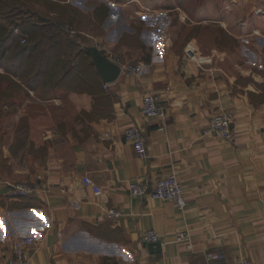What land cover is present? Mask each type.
<instances>
[{"label":"crops","instance_id":"1","mask_svg":"<svg viewBox=\"0 0 264 264\" xmlns=\"http://www.w3.org/2000/svg\"><path fill=\"white\" fill-rule=\"evenodd\" d=\"M12 1L0 7L12 25L0 40V264L23 235L38 238L29 264H217V249L223 264H264V0ZM53 26L60 36L32 28ZM88 47L121 66L108 90ZM148 94L164 117L142 113ZM222 112L231 141L204 134ZM131 127L146 157L126 140ZM173 173L185 209L128 194ZM15 183L39 189L16 197ZM145 230L164 245L144 242ZM181 230L191 251L175 241Z\"/></svg>","mask_w":264,"mask_h":264},{"label":"built area","instance_id":"2","mask_svg":"<svg viewBox=\"0 0 264 264\" xmlns=\"http://www.w3.org/2000/svg\"><path fill=\"white\" fill-rule=\"evenodd\" d=\"M14 34L21 35L19 28L14 30ZM20 41L22 44H26L27 37L21 36ZM127 73H140L141 68L133 65H124L122 68ZM105 89H109V84L104 85ZM142 113L147 117H164L165 113L161 106H159V98L155 94H148L143 99ZM233 114L230 112H222L214 116L208 127L205 129V135H214L222 139L231 141L234 139L233 131ZM125 138L128 142L133 144L136 151L141 157H146V143L143 132L138 127H131L125 132ZM42 179V176H38ZM83 183L92 188L96 196L101 195L102 189L89 177L83 176ZM39 186V185H38ZM39 187L33 186L27 183H15L10 185V191L12 196L26 197L37 192ZM128 194L132 198L137 199H154L162 200L173 203L180 209H185L188 205L187 194L185 188L176 173L170 174L165 177L157 179L153 184L148 181H136L128 183ZM75 207L78 208V203L75 202ZM111 216L119 217L118 211H111ZM141 238L146 243H161L164 245V241L159 237L158 233L154 230H145L142 232ZM37 237L35 235H23L16 238L14 241L13 255L8 260L7 264H29L30 255L27 252V248L37 243ZM175 241L182 243L186 246V249L191 251L193 245L191 242V234L188 230L178 231L175 235ZM208 259L216 262L217 264H223L225 259L224 253L221 249L208 253ZM238 264H250V261L246 258L239 261Z\"/></svg>","mask_w":264,"mask_h":264},{"label":"water","instance_id":"3","mask_svg":"<svg viewBox=\"0 0 264 264\" xmlns=\"http://www.w3.org/2000/svg\"><path fill=\"white\" fill-rule=\"evenodd\" d=\"M87 49L88 51H90L96 70L103 82L105 84L115 82L122 72L121 66L112 61L99 48L88 47ZM151 246L156 247L157 249L161 248L160 243H153L151 244Z\"/></svg>","mask_w":264,"mask_h":264},{"label":"trees","instance_id":"4","mask_svg":"<svg viewBox=\"0 0 264 264\" xmlns=\"http://www.w3.org/2000/svg\"><path fill=\"white\" fill-rule=\"evenodd\" d=\"M1 4H4V5L6 4V5H9L10 7L12 5L15 6V4L13 3L12 0H0V7H1ZM7 18H10V17H7ZM11 27H12V25H10V26H5L4 25L3 26L2 24H0V40H2V39L7 40V39L11 38L12 31H9ZM32 28H33L34 32L40 38H49V37L53 38V37H56V36H60V34H62V31L57 30L58 26L57 27L53 26L52 27L53 29L48 30V31H45L43 28L40 31H38L34 27H32ZM25 33L28 34V35H24L23 34V36L27 37V42H26V44H27L29 42L30 37H33V32H32V30L30 28V30L28 32L25 31ZM26 44H22V45H26ZM88 52L90 53V51H88ZM41 55H43V54H41Z\"/></svg>","mask_w":264,"mask_h":264},{"label":"rangeland","instance_id":"5","mask_svg":"<svg viewBox=\"0 0 264 264\" xmlns=\"http://www.w3.org/2000/svg\"><path fill=\"white\" fill-rule=\"evenodd\" d=\"M227 6L233 7L235 5V2L233 0H226Z\"/></svg>","mask_w":264,"mask_h":264},{"label":"bare ground","instance_id":"6","mask_svg":"<svg viewBox=\"0 0 264 264\" xmlns=\"http://www.w3.org/2000/svg\"><path fill=\"white\" fill-rule=\"evenodd\" d=\"M161 244V243H160Z\"/></svg>","mask_w":264,"mask_h":264}]
</instances>
